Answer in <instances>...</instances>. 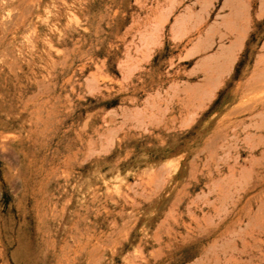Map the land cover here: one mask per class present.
Wrapping results in <instances>:
<instances>
[{"label": "rangeland", "instance_id": "1", "mask_svg": "<svg viewBox=\"0 0 264 264\" xmlns=\"http://www.w3.org/2000/svg\"><path fill=\"white\" fill-rule=\"evenodd\" d=\"M0 264H264V0H0Z\"/></svg>", "mask_w": 264, "mask_h": 264}, {"label": "bare ground", "instance_id": "2", "mask_svg": "<svg viewBox=\"0 0 264 264\" xmlns=\"http://www.w3.org/2000/svg\"><path fill=\"white\" fill-rule=\"evenodd\" d=\"M241 218V217H240ZM196 231V230H195Z\"/></svg>", "mask_w": 264, "mask_h": 264}]
</instances>
